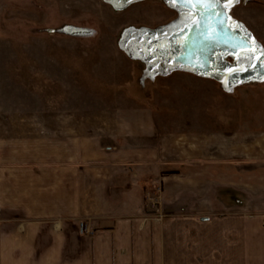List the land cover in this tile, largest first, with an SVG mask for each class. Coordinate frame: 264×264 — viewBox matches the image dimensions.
Returning <instances> with one entry per match:
<instances>
[{"label":"crops","instance_id":"obj_1","mask_svg":"<svg viewBox=\"0 0 264 264\" xmlns=\"http://www.w3.org/2000/svg\"><path fill=\"white\" fill-rule=\"evenodd\" d=\"M228 13L264 50V0ZM182 75L204 90L173 91L172 121L163 91L99 133L77 112L0 136V264H264V79Z\"/></svg>","mask_w":264,"mask_h":264},{"label":"rangeland","instance_id":"obj_2","mask_svg":"<svg viewBox=\"0 0 264 264\" xmlns=\"http://www.w3.org/2000/svg\"><path fill=\"white\" fill-rule=\"evenodd\" d=\"M174 14L166 0H0V136L27 135L32 121L58 133L60 120L77 112L85 134L99 133L92 125L97 112L140 106L161 112L163 91L169 101L162 112L172 121L173 105L185 99L173 101V91L204 90L184 72L212 80V93L223 91L218 74H196L171 57L163 64L141 41L158 40ZM198 253L195 264H203Z\"/></svg>","mask_w":264,"mask_h":264},{"label":"water","instance_id":"obj_3","mask_svg":"<svg viewBox=\"0 0 264 264\" xmlns=\"http://www.w3.org/2000/svg\"><path fill=\"white\" fill-rule=\"evenodd\" d=\"M166 1L189 15L178 30L179 50L171 56L174 66L202 76L216 73L228 84L264 79V50L229 17L228 11L236 0ZM162 62L165 64L163 59Z\"/></svg>","mask_w":264,"mask_h":264},{"label":"flooded vegetation","instance_id":"obj_4","mask_svg":"<svg viewBox=\"0 0 264 264\" xmlns=\"http://www.w3.org/2000/svg\"><path fill=\"white\" fill-rule=\"evenodd\" d=\"M174 17L173 19L165 24V28L161 30L162 32L156 37V41H150L147 37L141 38L142 42L145 43L146 47L149 48V51L155 55H158L161 59L165 61H170L169 58L179 50L180 39L177 36L178 30L180 29L181 23L189 15L180 13L174 8ZM154 37V38H155ZM153 39V38H152ZM172 62V61H171Z\"/></svg>","mask_w":264,"mask_h":264},{"label":"snow or ice","instance_id":"obj_5","mask_svg":"<svg viewBox=\"0 0 264 264\" xmlns=\"http://www.w3.org/2000/svg\"><path fill=\"white\" fill-rule=\"evenodd\" d=\"M229 2H231V0H229Z\"/></svg>","mask_w":264,"mask_h":264}]
</instances>
